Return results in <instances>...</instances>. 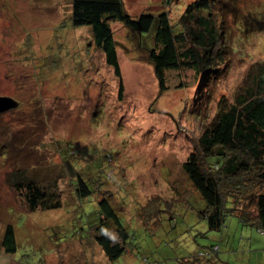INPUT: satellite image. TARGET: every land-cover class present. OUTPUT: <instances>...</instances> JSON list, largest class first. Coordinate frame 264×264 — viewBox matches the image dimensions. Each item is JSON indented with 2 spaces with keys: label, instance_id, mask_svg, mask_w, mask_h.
<instances>
[{
  "label": "rangeland",
  "instance_id": "obj_1",
  "mask_svg": "<svg viewBox=\"0 0 264 264\" xmlns=\"http://www.w3.org/2000/svg\"><path fill=\"white\" fill-rule=\"evenodd\" d=\"M122 1L132 17L165 11L178 20L195 0ZM71 2L0 0V96L19 103L0 113V239L11 225L16 241L14 254L0 246V264H110L90 235L100 196L76 197L72 167L90 169L130 236L112 264H181L199 253L215 264H264V243L246 244L249 232L264 230L229 214L221 230H209L182 169L219 101L230 102L251 65L264 61V0H215L226 64L209 77L169 71L165 91L148 40L112 24L121 99L88 28L71 26ZM20 173L57 192L61 206L30 211L10 182Z\"/></svg>",
  "mask_w": 264,
  "mask_h": 264
},
{
  "label": "trees",
  "instance_id": "obj_2",
  "mask_svg": "<svg viewBox=\"0 0 264 264\" xmlns=\"http://www.w3.org/2000/svg\"><path fill=\"white\" fill-rule=\"evenodd\" d=\"M218 11L215 0H195L185 6L178 20H171L165 11L132 17L124 10L122 0H72L70 24L73 28H88L91 42L103 53L106 65L119 81L121 99L124 88L112 24H122L139 41L148 40V62L159 89L165 91L169 71L178 75L189 70L209 77L220 73V66L226 64V33ZM182 169L204 202L198 213L209 230H221L228 214L236 216L243 226L264 230V61L251 65L230 102L219 101L215 116L198 137ZM72 170L76 197L84 200L92 194L100 196L98 222L90 235L112 264L130 248V236L108 202L107 192L102 185L95 187L98 184L88 174L90 169L87 167L83 173ZM13 178L10 182L30 211L61 206L59 194L47 195L34 178L24 173ZM109 227L112 229H106ZM0 246L6 254L16 253L11 225L4 228ZM207 255L183 258L181 264H215Z\"/></svg>",
  "mask_w": 264,
  "mask_h": 264
},
{
  "label": "water",
  "instance_id": "obj_3",
  "mask_svg": "<svg viewBox=\"0 0 264 264\" xmlns=\"http://www.w3.org/2000/svg\"><path fill=\"white\" fill-rule=\"evenodd\" d=\"M18 106L19 103L16 100L6 96H0V113L15 109Z\"/></svg>",
  "mask_w": 264,
  "mask_h": 264
},
{
  "label": "crops",
  "instance_id": "obj_4",
  "mask_svg": "<svg viewBox=\"0 0 264 264\" xmlns=\"http://www.w3.org/2000/svg\"><path fill=\"white\" fill-rule=\"evenodd\" d=\"M261 232V231H260ZM248 236H249V238H248V241L246 242V244L247 245H249V246H251V241L254 239V240H256V241H262V243H260V244H263L264 243V232H261V234L259 235V234H256L255 236L253 235V232L251 231V232H249L248 233ZM254 237V238H253ZM261 261H257V263L258 264H261L260 263ZM246 264V263H245Z\"/></svg>",
  "mask_w": 264,
  "mask_h": 264
}]
</instances>
